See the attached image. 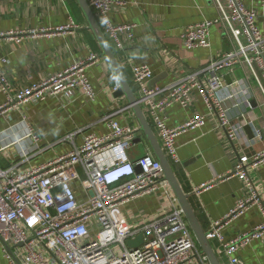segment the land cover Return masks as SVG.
I'll use <instances>...</instances> for the list:
<instances>
[{
	"label": "built area",
	"instance_id": "obj_1",
	"mask_svg": "<svg viewBox=\"0 0 264 264\" xmlns=\"http://www.w3.org/2000/svg\"><path fill=\"white\" fill-rule=\"evenodd\" d=\"M214 2L221 16L188 26L181 35L184 46L188 50L210 48L213 28L225 23L236 41V49L211 58L202 69L164 87L149 86L154 78L150 66L132 67L140 94L139 105L149 115L162 149L173 164L180 162L178 138L204 127L207 116L190 117L172 128L167 118L170 108L187 109L193 103L192 95L199 94L208 115L217 120L227 139L236 143L245 136L246 123H235L229 115L226 104L233 101L235 95H223L226 89L224 73L248 66L264 94V32L257 24L258 14L247 9L241 0H227V8L220 0ZM121 4L122 0L89 1L103 34L118 52L125 51L127 42H133L136 28L135 24L113 23L112 8ZM262 6L264 8V1ZM75 27L71 22L56 28L55 32L63 33ZM7 35L12 34L0 33V39ZM6 62L7 59L0 60V64ZM99 62L98 56L90 55L19 91L11 86L0 69V90L6 96L5 103L0 106V120L11 121L13 112L27 104L59 96L73 100L80 89L94 100L95 92L85 72ZM113 90L119 92V85ZM245 103L250 106L249 100ZM116 115L103 119L108 126L107 134L88 135L81 146L39 167L25 171L18 170L17 166L0 168V240L13 250L10 254L4 247L6 258L12 264H210L193 236L158 159L150 152L134 161L128 158L127 152L142 142L139 129L122 126ZM249 125L254 132L253 140L261 141L262 130L252 122ZM22 139H31L35 145L40 141L32 129H28ZM21 155L28 160L31 152L22 151ZM262 164L264 151L239 159L232 175L245 183L250 197L238 202L207 233V239L216 241L218 252L227 257L225 264H245L238 253L264 235V208L246 170V165L257 168ZM79 169L88 182L89 198L85 203L77 200L73 187L81 178ZM206 187L207 184H203L195 192L200 193ZM154 194L168 198L170 212L139 226L127 225L122 207L136 198ZM253 205L261 208L262 224L226 241L224 228ZM140 235L143 244L137 249L129 248L128 241Z\"/></svg>",
	"mask_w": 264,
	"mask_h": 264
},
{
	"label": "crops",
	"instance_id": "obj_2",
	"mask_svg": "<svg viewBox=\"0 0 264 264\" xmlns=\"http://www.w3.org/2000/svg\"><path fill=\"white\" fill-rule=\"evenodd\" d=\"M220 1L227 8V0ZM241 1L258 14L257 24L264 32V0ZM110 16L115 24L136 26L134 40L126 43L125 51L118 52L109 43L138 101L134 65L150 66L154 78L149 86L164 87L202 69L211 58L237 48L225 23L213 28L210 48L188 50L184 46L181 35L188 26L221 16L214 0H122L121 5L112 8ZM71 22L75 28L55 32L56 28ZM0 33L12 34L0 39V60H8L0 64V69L16 91L42 82L90 55L100 58L99 64L85 72L95 92L94 100L80 89L73 100L59 96L27 104L13 112L11 121L0 120V168L17 166L18 170L25 171L69 153L81 146L86 136L107 134L108 126L103 119L115 113L122 126L139 129L142 142L127 152L128 158L134 161L148 152L154 155L126 96L113 90L118 82L76 0H0ZM224 81L223 95H235L233 101L226 104L230 117L235 123H246L245 136L236 143H231L218 127L217 120L208 115L199 94L192 95L193 103L189 108L174 106L167 111L168 125L172 128L190 117L207 116L204 127L178 138L180 162H169L182 190L190 196L192 209L206 234L238 202L250 197L245 183L232 175L239 159L264 151V94L253 79L251 69L242 66L225 72ZM247 100L250 106L246 105ZM5 101L6 96L0 90V106ZM144 114L162 148L149 115ZM250 122L262 130L261 141L253 140ZM28 129L39 136L37 145L31 139H22ZM69 136L71 139L63 140ZM28 150L31 157L27 160L21 152ZM246 170L264 208V164L257 168L246 165ZM79 173L81 178L73 187L77 200L85 203L89 198L88 182L81 169ZM203 184L207 187L196 193L195 189ZM170 210L168 198L154 194L132 200L122 207V215L127 225L135 227L154 221ZM262 222L260 206L253 205L224 228V237L226 241L234 240L255 230ZM210 242L220 264H225L227 257L218 252V243ZM4 247L0 240V264H12L6 258ZM238 256L245 264H264V235L240 250Z\"/></svg>",
	"mask_w": 264,
	"mask_h": 264
},
{
	"label": "water",
	"instance_id": "obj_3",
	"mask_svg": "<svg viewBox=\"0 0 264 264\" xmlns=\"http://www.w3.org/2000/svg\"><path fill=\"white\" fill-rule=\"evenodd\" d=\"M84 17L86 18L89 30H91L98 41V44L100 45V48L102 50V56L107 60L108 64L110 65L112 72L118 82V85L120 87L119 93L124 94L128 100L129 107L134 112L142 132L144 133L147 141L150 144V147L153 151L154 156L158 159L160 162L164 176L166 181L169 183L170 188L175 195L183 213L185 216V219L194 235V238L202 250V252L208 257V260L210 264H220L215 251L212 247L211 242L207 239V234L202 229L193 209L190 204V196L186 194L173 171V168L171 167L163 149L161 148V145L159 141L157 140L155 133L145 116L141 106L139 105V102L128 83L120 65L117 60L116 54L114 53L108 39L103 34V31L101 30L98 21L88 3L87 0H76ZM230 83V81H229ZM143 244V236H138L135 240L128 241V246L131 249H137ZM5 248L8 250L10 254H13V250L5 245ZM18 262V261H17ZM19 264V262H18Z\"/></svg>",
	"mask_w": 264,
	"mask_h": 264
},
{
	"label": "rangeland",
	"instance_id": "obj_4",
	"mask_svg": "<svg viewBox=\"0 0 264 264\" xmlns=\"http://www.w3.org/2000/svg\"><path fill=\"white\" fill-rule=\"evenodd\" d=\"M154 156V155H153Z\"/></svg>",
	"mask_w": 264,
	"mask_h": 264
}]
</instances>
